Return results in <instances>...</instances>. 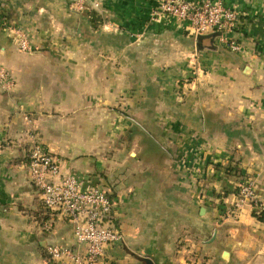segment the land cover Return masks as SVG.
I'll use <instances>...</instances> for the list:
<instances>
[{
  "label": "crops",
  "instance_id": "crops-1",
  "mask_svg": "<svg viewBox=\"0 0 264 264\" xmlns=\"http://www.w3.org/2000/svg\"><path fill=\"white\" fill-rule=\"evenodd\" d=\"M212 1L239 14V52L158 0H0V264L83 252L29 180L34 144L109 194L110 264H264V0ZM247 181L257 205L236 210Z\"/></svg>",
  "mask_w": 264,
  "mask_h": 264
},
{
  "label": "built area",
  "instance_id": "built-area-1",
  "mask_svg": "<svg viewBox=\"0 0 264 264\" xmlns=\"http://www.w3.org/2000/svg\"><path fill=\"white\" fill-rule=\"evenodd\" d=\"M154 14L176 18L194 36L215 34L219 43L232 52L241 50L232 36L240 26L239 14L219 1L158 0ZM15 41L20 51L30 50L22 33H17ZM14 83L10 72L0 67V87L10 90ZM28 174L43 208L52 217L71 224L76 244L83 247L80 253L62 246H48L50 264H110L107 248L122 242V234L111 216L113 202L109 194L98 187L82 188L77 177L63 175L57 158L40 144L30 149ZM256 203L253 183L240 185L234 209ZM51 223L45 229L49 230Z\"/></svg>",
  "mask_w": 264,
  "mask_h": 264
},
{
  "label": "water",
  "instance_id": "water-1",
  "mask_svg": "<svg viewBox=\"0 0 264 264\" xmlns=\"http://www.w3.org/2000/svg\"><path fill=\"white\" fill-rule=\"evenodd\" d=\"M213 36H216V35L215 34H212V35L199 36V39H202V38H210V37H213ZM135 126L138 127V125H136V124H135ZM145 261L148 262V263H150V261L147 260V259H145Z\"/></svg>",
  "mask_w": 264,
  "mask_h": 264
},
{
  "label": "rangeland",
  "instance_id": "rangeland-1",
  "mask_svg": "<svg viewBox=\"0 0 264 264\" xmlns=\"http://www.w3.org/2000/svg\"><path fill=\"white\" fill-rule=\"evenodd\" d=\"M21 33V32H20ZM212 35V34H211ZM157 152V151H156ZM230 170H232L231 168H229ZM236 191H237V193H236V195L238 194V191H239V187L238 188H236Z\"/></svg>",
  "mask_w": 264,
  "mask_h": 264
}]
</instances>
